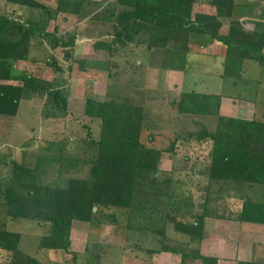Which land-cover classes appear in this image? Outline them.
I'll use <instances>...</instances> for the list:
<instances>
[{"label": "rangeland", "instance_id": "obj_1", "mask_svg": "<svg viewBox=\"0 0 264 264\" xmlns=\"http://www.w3.org/2000/svg\"><path fill=\"white\" fill-rule=\"evenodd\" d=\"M86 1L88 5L83 10L86 15H91L81 19L66 15V22L59 19L48 26V30L54 28L56 36L64 40L74 36L73 47L52 49L44 40L32 41L27 57L13 64L17 71L16 78L24 74L44 78L52 76L56 83L51 81L52 89H58L65 98L66 88L74 80L77 81L75 86L79 85L78 90L85 87V97L92 94L91 83L95 81L96 94L102 99L107 94L143 104L146 113L144 126L147 129L142 133L141 142L161 149L173 143V151L161 154L154 187H143V193L138 185L134 207L94 206L89 221L73 220L70 250L76 253L75 260L71 253L64 250L38 247L39 239L49 232L48 223L12 219L6 212L1 195L0 227L19 233L18 249L22 253L48 264H180L182 252H220L217 250L220 244L218 233L223 230L225 234H231L241 221L235 219L240 223L229 227L225 221L221 230L218 226L220 231L217 233L212 232L217 229L216 218L228 221L225 218L236 217L242 200L264 202V186L210 179L208 166L212 141L199 140L195 135L188 134L197 132L202 126L214 129L216 117L180 113L175 102L183 91H212L219 87L225 94L246 93L245 82L251 83L253 80L257 63L247 60L241 77L221 76L220 56L191 49L187 52L184 77L179 82L165 81V71L150 66V51L145 46H118L112 53L91 49L88 58L78 63L82 57L74 52L77 36L79 44L93 45L96 41H109L112 31L110 23L94 17H98L115 0ZM50 4L53 6L55 1L52 0ZM0 14L21 20H38V13L6 0H0ZM64 50L69 52V57H64ZM102 53L106 55L102 57ZM261 74H264V67ZM57 76H60L59 81L55 79ZM20 77L7 82L20 83ZM105 78L104 84L102 80ZM262 102L264 100L256 101L254 118L260 119L264 112V106L263 110L260 109ZM73 106L77 109V102ZM66 107L54 96L25 91L15 115H0V185L3 188L10 181L13 162L32 169L37 182L51 186L63 188L70 178L85 180L90 177V166L96 151L94 141L99 136V119L86 117L81 110L69 112ZM151 132L153 142L148 140ZM51 139L53 143L42 145L43 140ZM70 145L73 147L71 150L68 148ZM48 155L52 157L51 162L46 161ZM197 214L209 217L206 233L203 234V229L200 236H190L175 228V221L189 223ZM253 234L252 231H243L239 238L244 242L247 235L250 241H254L258 233ZM256 243L248 244L249 250L254 247V254L240 256H251L256 261L249 262L264 264V245ZM164 246L173 251H165ZM10 259L11 253L0 249V264H11ZM186 261L192 264L200 262L193 258ZM238 261V258H226V263L222 264H236Z\"/></svg>", "mask_w": 264, "mask_h": 264}, {"label": "trees", "instance_id": "obj_2", "mask_svg": "<svg viewBox=\"0 0 264 264\" xmlns=\"http://www.w3.org/2000/svg\"><path fill=\"white\" fill-rule=\"evenodd\" d=\"M10 4L26 7L38 13V20H21L14 16L0 14V80H17L13 64L27 57L32 41H46L55 49L73 47L74 36L67 40L56 36L52 21H65L66 15L78 19L87 14L86 0H6ZM195 0H115L105 8L99 18L110 23L112 29L109 41L94 42L95 48L106 46L114 49L129 44L145 46L150 51L149 64L161 68L184 70L188 40L191 33H201L222 42L225 48L222 76H240L242 62L250 57L264 62L261 48L264 34L252 35L240 31L238 24L231 25L228 34H218L220 22L216 15L193 13ZM217 7V11L219 6ZM90 13V12H88ZM219 11L217 12L218 15ZM63 16V17H62ZM64 57H69L64 50ZM54 62V59L53 61ZM82 62L79 60L78 63ZM53 83L24 74L20 84L0 82V115H15L19 101L25 91L46 93L59 99L66 107V98ZM219 95L195 91L182 92L175 105L177 111L191 115L216 117L214 129L202 126L197 132H189L197 139L212 141L208 177L216 180H235L264 186V122L224 117L219 114ZM173 103V102H172ZM83 113L86 117L99 119V136L94 141L95 157L90 166V177L82 180L70 178L65 187L51 186L37 182L34 171L13 162L10 181L6 187L0 185L7 214L12 219H26L38 224L48 223V234L38 242L41 249L70 250V231L73 220L89 221L92 208L135 206V192L138 185L154 187L158 176L157 166L164 151H173L171 146L161 149L141 142L146 113L144 105L126 98L105 96L95 99L86 96ZM148 140L154 141L152 132ZM93 143V142H92ZM30 169V170H29ZM146 182L147 184L144 185ZM204 214H197L189 223L175 221L179 231L190 236H200L203 230ZM241 222L264 224V202L242 200L234 217ZM172 220V218H171ZM19 233L0 227V249L11 253V264H48L22 253L18 249ZM165 251L172 248L163 247ZM198 259L199 264H217V258L202 254L180 253V264L186 259ZM237 264H255L239 260Z\"/></svg>", "mask_w": 264, "mask_h": 264}, {"label": "crops", "instance_id": "obj_3", "mask_svg": "<svg viewBox=\"0 0 264 264\" xmlns=\"http://www.w3.org/2000/svg\"><path fill=\"white\" fill-rule=\"evenodd\" d=\"M208 5L211 6V9L209 8ZM216 6H219V8H220V9H218V11H219L218 15H217L218 11H217ZM196 7H199V8L196 9ZM196 12H199L202 14H208V15H216L218 21L220 22V27L218 28V34H228L229 28L231 27L232 24L235 26H236V24H238V26L240 27L239 28L240 31H242L245 34H252V35L264 34V0H195V2L193 3V13H196ZM65 22H66V20H65ZM79 40H78V36H77V42L75 43V46H74L75 47L74 52H76V54H79V56L81 55L82 62H84V60L88 58V54H90L91 49L93 51L98 50V51H102V52L103 51L109 52L106 49H104V48H106V46H104V45L98 46L95 48V44H93V45H91V44L87 45L84 43L79 44V42H78ZM188 47H189V50L196 49V50H199L203 53L209 54L211 56H220L222 58L221 64H223L226 46L222 42H220L216 39H211L207 35L201 34V33H191L189 40H188ZM261 52L264 56V46L261 48ZM105 55H106L105 53L101 54L102 57H104ZM79 58H77V59H79ZM89 58H91V57H89ZM247 60H253L257 63V64H255L257 67L256 68L257 73L252 78L253 80H251V83L245 82L244 91H246V93L241 92V94H239V95L225 94V93H222V89H220L219 87H217L216 89L214 88L212 91H195V90H193V91L198 92V93H203V94L219 95V97H220L219 114L221 116L230 117V118H238V119H243V120L255 119V120H259V121L264 122V118H263L264 112L262 113L260 119L254 118V116L256 114V110H255L256 101H258V100L263 101L264 100V74L260 75L262 68L264 67V62L260 63L255 59H252L250 57H245V59H243V62H242V73L238 77L243 76V74H244L243 67H244ZM150 66H152V65H150ZM152 67L156 68V69H163L165 71V76H166L165 81L167 80V82L176 81V80L179 82V80L180 79L182 80L184 77V70H174L171 68H161L158 65L152 66ZM222 67H223V65H222ZM221 76H222V74H221ZM35 77L41 78V79L46 80V81H53L54 82V80L52 79V76H51V78H47V77L44 78L42 76H35ZM230 77H235V76H230ZM59 78H60V76L55 77L56 81H59ZM77 79L79 80L80 77L79 78L77 77ZM100 80H102V79H100ZM7 81H1L0 80V82H2V83H11V82H7ZM102 81L105 84L106 78ZM12 84H15V83H12ZM17 84H20V83H17ZM91 84H93L90 88V92L92 91V94L87 95V96L93 97V98L98 99V100L102 99L99 96H97V94H96L97 90L95 89L96 87L94 85L95 81L92 82ZM75 85H77V81L75 82V80H74L72 82V84L69 86V88H66V94H65L66 104H67L66 108L69 112L74 113L75 112L74 110H81L82 114H84L83 110H84V99H85V95H84L85 87L82 86V89L78 90L79 85L78 86H75ZM22 101H23V96L21 97V99L19 101L17 111H18L20 103H22ZM74 102H77V106H78L77 109H74V106H73ZM262 106H264L263 102L261 104V108H260L261 110H263ZM17 111H16V113H17ZM52 140L53 139H51L50 141L43 140L42 145L53 143L54 140L53 141ZM68 148L71 150L73 147L70 145V146H68ZM50 158H52V157H50V155H48L46 161L49 162L51 160ZM238 209H239V207H237V210ZM205 216L203 218V229H204V231L202 230L203 234L206 233L207 223L209 220V217H207V216L205 217ZM219 216H220V214H219ZM216 219H217L216 220L217 225L215 228H217L218 230L217 229L212 230V232H217V233L222 229V227L224 226L223 224H225L226 222H227L226 223L227 227L236 225L237 223H240V222H237V220L235 221V219L233 217L232 218H225V219H228V221H231V224H228V221L224 220V218H216ZM218 226L221 227L220 230H219ZM243 231L244 232L252 231L254 233L253 234L254 236L256 235L255 234V232H256V233H258L257 234L258 238H255L256 240H254V241H252V240L250 241L247 238V235H245L244 236V238H245L244 242H241V240L239 238L240 237L239 234L242 233ZM201 234H202V232H201ZM218 234L220 236L217 235V236H219V237H217V239H218L220 244H219L217 250H219L220 252H218V251H217V253H215L213 251L205 252L204 250H201V252H200V254H202V255L216 257L217 258V264L226 263L225 262L226 258H227V260H229L230 258H233V259L238 258V260L255 262L256 260L254 258H252L251 256H249L248 258L247 257L245 258V257H242L240 255L244 254V255L248 256V255H250V253L254 254V251H253L254 247H251L252 249H250V250L248 248V244H250L251 242H257L256 244H258V245H261V244L264 245V224H261V223H252L251 224V222H241L240 226H238L236 231L232 232L231 234L229 233V235H227V234H225V232L223 230L221 232H219ZM240 246H241V248H240ZM229 262H231V261H229ZM236 264H237V262H236Z\"/></svg>", "mask_w": 264, "mask_h": 264}]
</instances>
